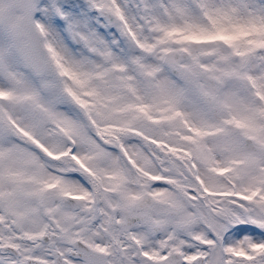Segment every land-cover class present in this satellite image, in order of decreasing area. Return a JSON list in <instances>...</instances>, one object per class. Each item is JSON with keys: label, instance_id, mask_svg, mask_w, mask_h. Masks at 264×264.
<instances>
[{"label": "snow or ice", "instance_id": "1", "mask_svg": "<svg viewBox=\"0 0 264 264\" xmlns=\"http://www.w3.org/2000/svg\"><path fill=\"white\" fill-rule=\"evenodd\" d=\"M0 264H264V0H0Z\"/></svg>", "mask_w": 264, "mask_h": 264}]
</instances>
